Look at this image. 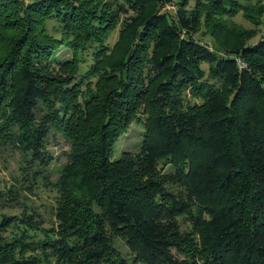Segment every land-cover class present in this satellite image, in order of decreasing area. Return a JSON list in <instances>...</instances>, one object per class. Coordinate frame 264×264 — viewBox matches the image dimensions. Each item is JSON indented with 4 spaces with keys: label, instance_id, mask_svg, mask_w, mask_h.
<instances>
[{
    "label": "trees",
    "instance_id": "16d2710c",
    "mask_svg": "<svg viewBox=\"0 0 264 264\" xmlns=\"http://www.w3.org/2000/svg\"><path fill=\"white\" fill-rule=\"evenodd\" d=\"M261 26L253 0H0V264H264Z\"/></svg>",
    "mask_w": 264,
    "mask_h": 264
},
{
    "label": "rangeland",
    "instance_id": "374dc122",
    "mask_svg": "<svg viewBox=\"0 0 264 264\" xmlns=\"http://www.w3.org/2000/svg\"><path fill=\"white\" fill-rule=\"evenodd\" d=\"M26 3H31L34 0H24ZM258 1L264 2V0H253V3H256ZM235 22L244 26L248 29H254V25H252L249 21H246V19L242 16V14L238 15L235 18ZM13 34L10 32H6L4 37L12 36ZM264 36V26H261V33L251 42V44L257 43L259 41L260 37ZM119 37V30L115 31L109 41L108 44L110 46H114ZM59 58L62 61L70 60L72 57V53L66 49H62L59 53ZM143 134H144V124L139 122H134L128 132L122 136L119 141L117 142L114 150V154L112 157V160H119L124 152H130V153H139L141 149V144L143 140ZM69 147L67 143L62 140L61 138H58V143L52 144L51 150L54 152L56 156H60V162L64 163L65 159L62 157V154L64 151L68 150ZM19 173L18 171V165L17 161L14 159H9L7 161H3L2 158H0V179L4 181L11 180L13 175H17ZM54 192H50L46 189H40L38 192L37 199L35 201V204L37 206H40L41 212L47 217V220L51 219V209L54 205ZM116 246L121 250V253L124 256H128L130 254L129 249L125 246L124 242L121 240H115ZM128 254V255H127Z\"/></svg>",
    "mask_w": 264,
    "mask_h": 264
}]
</instances>
